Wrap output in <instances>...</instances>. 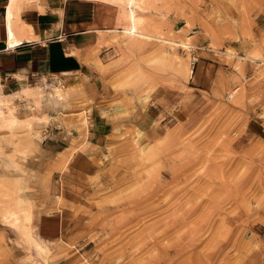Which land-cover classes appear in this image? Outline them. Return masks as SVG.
<instances>
[{
	"label": "rangeland",
	"instance_id": "1",
	"mask_svg": "<svg viewBox=\"0 0 264 264\" xmlns=\"http://www.w3.org/2000/svg\"><path fill=\"white\" fill-rule=\"evenodd\" d=\"M51 1L38 4L54 19ZM90 1L107 27L75 78L33 79L15 101L39 103L44 121L15 133L37 151L13 169L0 135V183L21 188L48 250L0 220V264H264V0L156 3L138 14L165 41L133 49L107 32L117 4ZM51 214L61 233L46 240L35 223Z\"/></svg>",
	"mask_w": 264,
	"mask_h": 264
},
{
	"label": "crops",
	"instance_id": "2",
	"mask_svg": "<svg viewBox=\"0 0 264 264\" xmlns=\"http://www.w3.org/2000/svg\"><path fill=\"white\" fill-rule=\"evenodd\" d=\"M4 4L5 1L0 0V84L2 91L10 95L7 94L14 108L19 97L29 96L31 87L28 83L33 79L38 80L35 83L38 85L45 79L51 81L53 77L65 73L71 82L82 67L80 52L90 47L91 35L107 27L105 10L94 1L52 0L55 13L52 19L47 12L44 13L37 0L36 4L26 5L20 13L11 16V24L16 25L15 39L33 37L35 40L22 41L10 49L6 44L9 23ZM34 5L38 10L32 7ZM40 8L43 13H40ZM27 27L31 28V32H27ZM23 88L24 91L21 90ZM34 92L38 93V90L31 91ZM36 104L39 106L38 102L33 106ZM35 224L37 235L43 239L55 240L61 233V221L57 215H40Z\"/></svg>",
	"mask_w": 264,
	"mask_h": 264
},
{
	"label": "bare ground",
	"instance_id": "3",
	"mask_svg": "<svg viewBox=\"0 0 264 264\" xmlns=\"http://www.w3.org/2000/svg\"><path fill=\"white\" fill-rule=\"evenodd\" d=\"M95 1L97 2L106 1L107 2V0H95ZM166 1L168 0H113L112 2L117 4V7L119 8L116 19L120 22L119 25L121 24L120 25L121 28L116 29V30H107V32L112 34V32L114 31L118 34H122V36L119 37L118 44L120 46H125L126 48H132V49L149 45L150 43H152L151 41L153 40H156L159 42L165 41L161 36L150 34V32L147 30V27H146V23L144 20L145 17H143V15H140L138 13H141V12L144 13L143 12L144 10L152 9V7L155 6L156 3L164 4V2ZM34 2H37V0H7L6 12H7V21L9 24L7 26V43L6 44L8 48L12 49L16 47L17 45H19L22 41H34L35 40V38L33 37H22V39H18V40L15 39L16 25L11 24V19H12L11 16L13 12L17 11V13H20V11L22 10L24 6L31 5V3H34ZM27 29H28L27 30L28 33L31 32L30 27H27ZM167 43L168 44L170 43L169 45L172 46L173 48L175 46L176 47L182 46L184 50H187V52H189L190 49L193 48L192 45L186 40L185 41H174V42L166 41V44ZM157 46H160V45H157ZM159 53L161 55L164 52L159 51ZM189 70L190 69L184 70L187 75L189 73ZM53 83L54 85L55 84L57 85L58 81L54 80ZM1 87L2 86L0 84V135H2L3 139L9 140L10 144L13 146V152L9 158L11 165H13V169H14V166L16 167L20 166L21 168V165H19V161L22 159L25 160L28 155H31L37 151V149L33 146V142L36 139H38V137L31 135L32 136L31 141L33 140V142L32 144L28 143L29 148L27 149V146H26L24 150L20 148V142L17 140L15 133L17 130H24L25 133L27 132L28 135L30 136V130H31L33 122L35 121L41 122V121H44L45 118L43 117L38 118L35 115H33V110H37L36 109L37 105L33 106L34 107L33 109L26 108L22 112L12 107L9 102L10 95L8 93L7 94L9 96L5 94L2 91ZM21 90L24 91L25 88ZM17 95L18 94H16V96ZM17 170L18 168L16 169V171ZM3 183L2 184L0 183V199H1L0 201L1 203L3 202L2 199H4V201L6 199L7 201L3 203L5 204L3 207L0 206V220L2 224L5 226L12 227L15 233H17L20 237H22L23 239L27 241L29 251L30 249L31 250L33 249L34 254L42 257L43 255L47 253L48 250L39 241L33 238V236L30 233L31 230L28 229L27 227L32 217L30 207H28L30 205L26 206V199L21 194H19L21 188H17L14 190L10 186L12 188V190H10L11 188H9V186L7 187L6 185L9 183H6L5 185ZM16 185L17 187H19L18 184Z\"/></svg>",
	"mask_w": 264,
	"mask_h": 264
}]
</instances>
